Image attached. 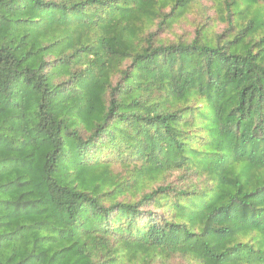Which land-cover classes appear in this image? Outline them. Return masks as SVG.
Wrapping results in <instances>:
<instances>
[{
    "label": "trees",
    "instance_id": "obj_1",
    "mask_svg": "<svg viewBox=\"0 0 264 264\" xmlns=\"http://www.w3.org/2000/svg\"><path fill=\"white\" fill-rule=\"evenodd\" d=\"M201 1L0 0V264H264V0Z\"/></svg>",
    "mask_w": 264,
    "mask_h": 264
},
{
    "label": "rangeland",
    "instance_id": "obj_2",
    "mask_svg": "<svg viewBox=\"0 0 264 264\" xmlns=\"http://www.w3.org/2000/svg\"><path fill=\"white\" fill-rule=\"evenodd\" d=\"M216 2V0H202L201 2L195 3L190 14L181 23H179L172 33L168 34V36L170 38H173L174 36L190 38L192 36L194 26H196V23L199 20L205 19L207 15L216 16ZM222 27L223 25H220L218 29H221ZM178 262V259H174L166 261L164 264H177Z\"/></svg>",
    "mask_w": 264,
    "mask_h": 264
}]
</instances>
